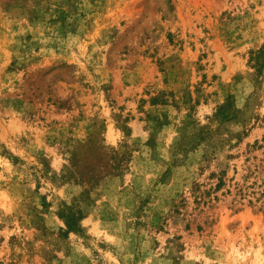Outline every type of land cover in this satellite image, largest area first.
<instances>
[{"label":"rangeland","instance_id":"374dc122","mask_svg":"<svg viewBox=\"0 0 264 264\" xmlns=\"http://www.w3.org/2000/svg\"><path fill=\"white\" fill-rule=\"evenodd\" d=\"M0 264H264V0H0Z\"/></svg>","mask_w":264,"mask_h":264},{"label":"trees","instance_id":"16d2710c","mask_svg":"<svg viewBox=\"0 0 264 264\" xmlns=\"http://www.w3.org/2000/svg\"><path fill=\"white\" fill-rule=\"evenodd\" d=\"M224 110L225 107H221L218 111V115H224ZM66 225L69 228V230L78 231V226L75 216L67 217Z\"/></svg>","mask_w":264,"mask_h":264}]
</instances>
